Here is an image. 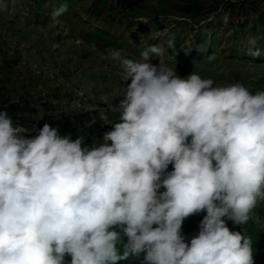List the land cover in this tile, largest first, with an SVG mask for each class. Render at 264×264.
Wrapping results in <instances>:
<instances>
[{"label":"clouds","instance_id":"1","mask_svg":"<svg viewBox=\"0 0 264 264\" xmlns=\"http://www.w3.org/2000/svg\"><path fill=\"white\" fill-rule=\"evenodd\" d=\"M123 51L111 58L131 82L98 145L49 123L26 138L0 111V264H254L251 237L223 218L245 225L264 201V91L181 78L157 44ZM200 212L186 243L182 224Z\"/></svg>","mask_w":264,"mask_h":264},{"label":"rangeland","instance_id":"2","mask_svg":"<svg viewBox=\"0 0 264 264\" xmlns=\"http://www.w3.org/2000/svg\"><path fill=\"white\" fill-rule=\"evenodd\" d=\"M65 3L67 11L55 16ZM95 28L108 30L109 37ZM252 36L258 57L247 54ZM154 44L165 49L167 66L181 78L194 71L214 86L240 82L253 94L264 91V0H0V108L14 101L21 105L9 115L29 131L25 137L47 113L71 115L99 138L118 122L119 103L131 82L124 81L111 53L124 50L139 59L144 47ZM187 46L201 51L189 67ZM205 215L184 220L186 243ZM232 222L227 218L228 228ZM249 226L257 255L264 249V201L253 209Z\"/></svg>","mask_w":264,"mask_h":264},{"label":"trees","instance_id":"3","mask_svg":"<svg viewBox=\"0 0 264 264\" xmlns=\"http://www.w3.org/2000/svg\"><path fill=\"white\" fill-rule=\"evenodd\" d=\"M94 1H96V0H94ZM119 1L121 2L124 0H111V2H114V3L119 2ZM246 9H247V7L243 8V10H246ZM95 29L97 31L101 32L102 35H106L109 37V31L108 30L100 29V28H95ZM184 50H186V49H184ZM184 50L181 52H184ZM185 52H186V65H185V67H189L192 64V61L194 59L196 61L197 59L201 58V56H200L201 51L199 49H196V47H194V48H193V46L188 47V50H186ZM27 101L28 100H24V102H27ZM18 106H21V105H19L18 102H15V101L10 102V103H8V105L2 106L0 108V111H2V109H3L8 114H11V112H13V115H14L15 114L14 110ZM45 123H49L53 127L58 126L61 135L70 134L73 139L77 138L78 136H83L84 137V143L89 147L93 146V144L98 145V143H95V141H93L91 135L87 132L88 129L84 126L79 125L80 122H77V120L75 118H73L71 115L54 117L52 114H47V113L44 114V116L40 120H38L36 123L35 131H34L35 136L38 135L39 129H41ZM29 137L32 138L31 135L26 136V138H29ZM97 141H99V140H97ZM99 142L102 143L101 141H99ZM213 163H215V162H213ZM172 166H173L172 164L168 165V168L166 169L165 175L167 172L172 171ZM202 219L203 218L199 219V221H201ZM223 219L225 220V222H227V217H224ZM194 220L196 221L197 219H194ZM252 223H250V225ZM231 225L232 226L229 228L230 231L241 232L242 234L251 237L252 242H253V246L255 245L256 239H255L254 234H253V228H251L250 226H249V228H245L246 224L245 225H238V224H235L233 222ZM186 230L187 229H185V231ZM124 239L126 240V237ZM65 258H67V256H65ZM142 258H143V254L141 255V257H139L133 261H130V262L123 261V262H120V264H141ZM253 259H254V264H264V249H263L262 253L257 254V255H254V252H253ZM70 260H71V257H70ZM70 260H68V258H67V261L65 260L66 264H70Z\"/></svg>","mask_w":264,"mask_h":264}]
</instances>
